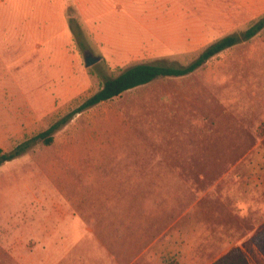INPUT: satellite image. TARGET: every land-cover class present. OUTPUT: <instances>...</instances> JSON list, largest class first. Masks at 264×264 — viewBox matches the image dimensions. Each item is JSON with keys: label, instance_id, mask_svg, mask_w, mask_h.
Returning a JSON list of instances; mask_svg holds the SVG:
<instances>
[{"label": "rangeland", "instance_id": "1", "mask_svg": "<svg viewBox=\"0 0 264 264\" xmlns=\"http://www.w3.org/2000/svg\"><path fill=\"white\" fill-rule=\"evenodd\" d=\"M176 2L70 0L66 21L61 0H1L0 148L59 127L0 166V264H214L235 248L264 264V28L242 38L264 0ZM226 36L241 40L195 72L74 113L126 69L185 67Z\"/></svg>", "mask_w": 264, "mask_h": 264}, {"label": "trees", "instance_id": "2", "mask_svg": "<svg viewBox=\"0 0 264 264\" xmlns=\"http://www.w3.org/2000/svg\"><path fill=\"white\" fill-rule=\"evenodd\" d=\"M263 28L264 18L249 27L243 33L242 38L245 40H250ZM240 40L241 39L237 36H226L221 38L220 40L209 45L193 63L185 67L163 66L149 63L136 64L126 69L119 75L106 80L103 86L96 93H94L76 108L74 113L86 111L102 102L112 100L129 90L149 84L160 78L187 76L203 66L212 57L228 48L237 45ZM58 127L59 125L51 126L49 129L40 133L36 137L19 143L10 152H5L0 148V166L4 162H10L26 154L39 139H41L46 145H51L54 140L52 134ZM261 235H256L252 241L254 246H256L259 252L264 256V236ZM214 264H249V262L245 253L241 249L235 248L230 251L228 255L222 257Z\"/></svg>", "mask_w": 264, "mask_h": 264}, {"label": "crops", "instance_id": "3", "mask_svg": "<svg viewBox=\"0 0 264 264\" xmlns=\"http://www.w3.org/2000/svg\"><path fill=\"white\" fill-rule=\"evenodd\" d=\"M79 1V0H78ZM0 2H1V0H0ZM70 3V0H61V9H62V12H63V14H64V17L66 18V21H67V19H68V16H66L67 15V13H66V5L67 4H69ZM143 3L144 4H147V6L148 7H150V8H147V10H149V12H148V14L151 16L152 14H153V16L155 15V14H157L158 12H159V10L161 9V11L164 9V7L165 6H176V5H178V6H180L181 5V3L180 4H177V2H176V0H143ZM76 5H78L77 4V2L75 3ZM130 4H132V1H130ZM188 6H191V4H189L188 2L186 3ZM150 16H148V17H150ZM148 17L147 18H144V19H141L142 20V23H148L147 22V19H148ZM67 23H69V22H67ZM142 27H146V28H148V26L147 25H142ZM70 38H72V33H71V35H69V39ZM252 248H254V247H252ZM255 250H256V248H254ZM1 251V250H0ZM3 252H6V251H3ZM15 254H17L18 255V253L17 252H10V255H14V257H13V259L15 260ZM20 257L19 256H17V258H16V261H20V259H19ZM47 261H45L43 264H48V263H46ZM248 262H249V264H251V262L248 260ZM19 264H21L20 262H19ZM40 264V263H39ZM42 264V263H41Z\"/></svg>", "mask_w": 264, "mask_h": 264}, {"label": "clouds", "instance_id": "4", "mask_svg": "<svg viewBox=\"0 0 264 264\" xmlns=\"http://www.w3.org/2000/svg\"><path fill=\"white\" fill-rule=\"evenodd\" d=\"M224 199H232L233 215L245 219L249 212V203L243 196H238L235 190L223 194Z\"/></svg>", "mask_w": 264, "mask_h": 264}, {"label": "water", "instance_id": "5", "mask_svg": "<svg viewBox=\"0 0 264 264\" xmlns=\"http://www.w3.org/2000/svg\"><path fill=\"white\" fill-rule=\"evenodd\" d=\"M102 59L101 56L93 55L89 51L84 52V64L86 67H91Z\"/></svg>", "mask_w": 264, "mask_h": 264}]
</instances>
